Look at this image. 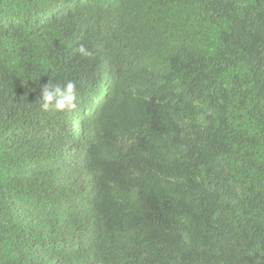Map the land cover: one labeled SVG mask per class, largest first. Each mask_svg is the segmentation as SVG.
Returning <instances> with one entry per match:
<instances>
[{
  "label": "trees",
  "instance_id": "trees-1",
  "mask_svg": "<svg viewBox=\"0 0 264 264\" xmlns=\"http://www.w3.org/2000/svg\"><path fill=\"white\" fill-rule=\"evenodd\" d=\"M0 264H264V0H0Z\"/></svg>",
  "mask_w": 264,
  "mask_h": 264
},
{
  "label": "clouds",
  "instance_id": "clouds-1",
  "mask_svg": "<svg viewBox=\"0 0 264 264\" xmlns=\"http://www.w3.org/2000/svg\"><path fill=\"white\" fill-rule=\"evenodd\" d=\"M83 52L84 50L81 49ZM78 94L74 81H67L64 84H47L42 87L40 107L47 111L50 108L58 112L75 110L77 107ZM78 125L73 126L76 130Z\"/></svg>",
  "mask_w": 264,
  "mask_h": 264
}]
</instances>
